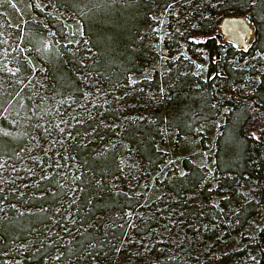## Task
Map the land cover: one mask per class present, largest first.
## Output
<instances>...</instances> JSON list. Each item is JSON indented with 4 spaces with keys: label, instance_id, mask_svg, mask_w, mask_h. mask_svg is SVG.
Listing matches in <instances>:
<instances>
[{
    "label": "trees",
    "instance_id": "obj_1",
    "mask_svg": "<svg viewBox=\"0 0 264 264\" xmlns=\"http://www.w3.org/2000/svg\"><path fill=\"white\" fill-rule=\"evenodd\" d=\"M44 1L67 14L69 23L63 19L66 21L62 25L76 22L81 35L87 38L72 43L77 37L71 36L75 32L71 27L63 38L56 32L50 34L43 21L34 23L27 19L14 25L0 6V156L23 153L24 147V152H28V147L38 143H44L46 148L41 150L40 144L39 149L34 147L28 152L38 162L31 183L14 191L0 189V264H12L11 256L19 249L22 264H104L116 252L125 229L122 222L109 214L121 213L141 199L138 194L114 186L113 177L119 172V146L132 145L138 149L151 171L164 161L155 126L144 119L129 117V112L124 113L117 128V142L107 148L96 147V143L102 146L108 141L103 131L108 133L109 129L101 128L107 109L104 102H110V110L125 102L126 98L121 96L114 101L116 93L123 92L118 83L128 82L129 73L143 62L140 55L144 40L139 37L150 34L144 25L153 12H162L170 0ZM212 1L217 7L211 8H217V13L212 10L210 16L196 20L202 37L199 43L211 57L205 91L214 89L216 84L221 90L231 91V84L240 77L241 70L237 68L242 62L227 63L228 56L243 61L250 59L256 48L264 54V0ZM45 15L49 22H57L59 18L58 12ZM229 15H243L254 25L249 46L242 47L223 38L220 23ZM57 25L54 23V27ZM46 37L50 38L46 41ZM24 52L35 62H30ZM249 59L246 62L252 63ZM33 64L43 68L47 84L29 82ZM16 65L20 70L13 69ZM179 76L181 80L170 87L174 97H170L168 105L170 124L179 126L181 132L190 127L195 99L203 101L197 117L211 116L228 106L233 113L246 118L243 124V120L231 121L228 116L230 122L222 127L217 160L220 172L248 174L254 180L259 198L239 211V219L244 223L249 211H255L256 207L264 211V76L259 82L246 78L254 90L246 100L236 94L201 95L198 89L185 87L192 82L190 77L188 80L180 73ZM213 99L217 110L209 104ZM94 100L104 104H93L86 111L91 117H75L73 111H67L68 102L89 106ZM201 172L190 166L187 173L173 176L169 187L183 195L184 191L201 185L204 177ZM222 180L229 185L234 183L227 177ZM203 187L206 189V184ZM233 195L237 196L235 189ZM24 242H29L28 246L20 245ZM247 258V264H264V224L252 241L221 255L213 264H238Z\"/></svg>",
    "mask_w": 264,
    "mask_h": 264
},
{
    "label": "rangeland",
    "instance_id": "obj_2",
    "mask_svg": "<svg viewBox=\"0 0 264 264\" xmlns=\"http://www.w3.org/2000/svg\"><path fill=\"white\" fill-rule=\"evenodd\" d=\"M222 1L225 2L218 0L220 3ZM215 5L217 4L212 0H170L162 12H153L144 25L150 34L148 37H139V40H144V48H141L140 55L143 62L140 61L135 70L129 73L128 82L118 83V88L123 92L116 93L114 101L121 96L123 99L126 98L125 102L111 110L108 105L110 102L108 104L104 102L107 109L103 112V115H106L101 128L109 129L108 133L103 131L108 141L102 146L96 143V147L107 148L117 142L119 132L117 128L122 124L124 113L129 112L127 113L129 117L144 119L149 121L151 126H155L159 132L158 145L164 159L157 169L151 171L137 153L138 149L136 151L132 145H125L124 148L119 146V172L113 177L114 186L138 194L141 199L121 213L109 214L117 222H122L120 224L125 226V229L116 252L114 251L110 261L104 264H213L221 255L237 250L252 241L264 224V211L260 207H256L255 211H249L250 214L244 223L239 219L241 208L246 209L248 202H258L259 196L253 178L248 174L236 176L230 171L223 173L217 167L222 127L225 123L228 126L230 120H243L244 124L246 118L241 116L242 114L233 113L232 108L228 106L217 110L214 106L216 98L209 104L217 111L211 116L197 117L200 113L198 108L203 105V101L195 99L193 112L189 116L190 127L181 132L179 126L170 124L171 109L168 100L174 97L170 87L181 80L179 73L188 80L189 77L192 79V82L185 83V87L198 89L201 95L206 93L212 95V92L215 93V97L236 94L238 98L240 96L244 100L251 97V93L254 92L246 78L251 77L259 82L264 76V54L256 48L250 59L235 61L228 56L227 63L232 62L236 65L235 62L240 64L242 62V66L237 68L241 70L240 77L231 84V91L221 90L223 88L217 84L214 89L208 88L205 91L204 82L209 76L207 66L211 57L199 43L202 37L199 35L200 29L196 20L210 16L212 10L216 14L217 8H211L217 7ZM0 6L10 23L14 25L27 19L33 20L34 23L43 21L49 26L50 34L56 32L63 38L68 35L71 27L75 31L71 32V36L77 37L74 38V42L71 41L72 43H79L82 38H87L83 33L81 35L80 26L75 24L76 22H70L71 25L67 26L62 25L69 20L67 14L63 10L49 7L44 0H0ZM56 12L59 17L57 22L46 20V13L54 15ZM70 19L73 20L72 17ZM54 23H58L57 28L54 27ZM250 24L255 33L254 25L251 22ZM77 33L79 34L75 36ZM253 37L254 35L250 43ZM47 38L50 37H46V41ZM25 52L24 56L34 63L33 57L29 53L26 55ZM246 59L253 61L247 63ZM13 69L20 70L17 65L13 66ZM30 69L31 72L28 73L30 83L47 84L48 77L43 68H36L33 64ZM253 72L256 75L253 76L251 74ZM223 74L225 75L224 72ZM89 103L90 105L86 106L81 102L77 104L68 102L67 111H73L75 117H84L88 115L86 111L93 104H104L97 100ZM102 108L103 106L100 107ZM174 114L171 112V115ZM228 116L230 120L227 121ZM40 144L43 146L41 150L46 149L44 143H38L34 147L39 149ZM34 147H28V150L32 152ZM24 149L23 153L13 152L10 156L8 154L0 156V189L6 187V190L14 191L12 189H18L33 181L38 162L33 159L34 155L28 153L29 151L24 152ZM190 166H195L203 172L201 174V177L204 175L203 182L194 189L184 191L183 195L178 194L175 189L169 187L170 179L176 174L187 173ZM226 177L228 181L233 180L234 183L229 185L225 180V184L222 179ZM205 184L206 189L203 187ZM234 189L237 192L236 197L233 195ZM28 243L20 245L26 247ZM18 248L20 247L16 249ZM21 253L22 250L19 249L12 254L11 260H14L12 264H22L19 257ZM248 261L249 258L238 264H247Z\"/></svg>",
    "mask_w": 264,
    "mask_h": 264
},
{
    "label": "water",
    "instance_id": "obj_3",
    "mask_svg": "<svg viewBox=\"0 0 264 264\" xmlns=\"http://www.w3.org/2000/svg\"><path fill=\"white\" fill-rule=\"evenodd\" d=\"M220 31L226 40H233L242 47L250 44V39L254 35L253 26L243 15H229L222 19Z\"/></svg>",
    "mask_w": 264,
    "mask_h": 264
},
{
    "label": "bare ground",
    "instance_id": "obj_4",
    "mask_svg": "<svg viewBox=\"0 0 264 264\" xmlns=\"http://www.w3.org/2000/svg\"><path fill=\"white\" fill-rule=\"evenodd\" d=\"M221 30V29H220ZM221 32V31H220ZM222 33V32H221ZM223 35V34H222ZM223 38H224V35H223ZM225 39V38H224ZM226 40V39H225ZM233 43H235V44H237L236 42H234L233 40H231ZM237 45H239V44H237ZM239 46H241V45H239Z\"/></svg>",
    "mask_w": 264,
    "mask_h": 264
}]
</instances>
